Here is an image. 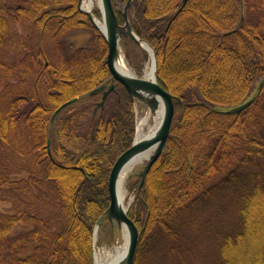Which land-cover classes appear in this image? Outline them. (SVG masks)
<instances>
[{"label":"trees","instance_id":"1","mask_svg":"<svg viewBox=\"0 0 264 264\" xmlns=\"http://www.w3.org/2000/svg\"><path fill=\"white\" fill-rule=\"evenodd\" d=\"M8 5L0 13V45L9 18L23 17L55 44L37 68L48 73L44 99L35 94L22 109L24 93L15 94L0 107V149L12 148L15 161L26 153L13 137L31 146L25 169L1 162L0 198L13 209L0 212V264H94L93 233L110 204V172L134 142L133 100L117 83L94 113L101 94L89 92L111 76L108 45L79 0ZM181 5L133 0L129 9L134 31L155 49L159 83L175 96L167 146L129 210L141 230L133 264H149V255L159 264L177 260L186 220L220 200L230 201L236 218L213 231L215 264H264V0H188L173 19ZM94 13L101 17L98 8ZM76 29L85 33L77 47L69 42ZM130 42L126 37L127 54ZM79 95L52 122L54 111ZM253 95L241 113L221 110ZM140 180L129 188L137 190Z\"/></svg>","mask_w":264,"mask_h":264},{"label":"rangeland","instance_id":"2","mask_svg":"<svg viewBox=\"0 0 264 264\" xmlns=\"http://www.w3.org/2000/svg\"><path fill=\"white\" fill-rule=\"evenodd\" d=\"M23 0H0V13L6 11V6L18 5ZM182 6V5H181ZM180 6V7H181ZM99 4L96 3L94 8H98ZM118 9L122 10L124 7V1L119 0L117 2ZM184 8V7H183ZM179 10V9H178ZM177 10V11H178ZM98 18V17H97ZM20 19V18H19ZM24 19V20H23ZM102 20V18H98ZM9 25L6 29V34L0 45V63L6 66L0 68V107L5 109L10 105L15 94L21 95L24 93L25 102L20 108L25 109L27 103L35 102L33 95L38 94L43 99L47 92V71H40L37 68L44 64V57L47 56V50L53 51L54 40L52 37H41L39 33V26L34 24L31 20L22 19L13 21L9 18ZM82 30L76 29L72 36L69 38V42H73L74 46H80L84 40L81 38L84 36ZM129 54L125 51L124 47L121 49V55L128 62L131 68L136 74L143 76L147 63L150 61V55H146L143 52V47L139 44L130 42ZM32 59L33 62H37L38 66L34 69H30L26 60ZM24 62V63H23ZM40 65V66H39ZM9 68V70H8ZM140 70V73L137 72ZM12 70L13 72H10ZM8 71V72H7ZM40 76V77H39ZM47 82H49L47 80ZM39 88V91L36 90ZM137 120L143 116L146 111H149V107L145 104L138 102L136 105ZM29 138V137H28ZM16 147L24 146V152L26 153L20 159L15 158V161L11 160L13 157V149L10 147H4L0 149V169L9 166L10 170L18 172L19 167L25 169V165L31 160L30 145L20 144L19 135L12 138ZM2 146V144H1ZM17 149V148H16ZM16 154V153H15ZM17 157H20L18 154ZM11 157V158H10ZM1 162L6 165L1 166ZM144 163L135 167L131 172L133 176L139 172ZM20 175L26 176V171H23ZM27 177V176H26ZM136 178V177H133ZM130 175L126 182V190L128 200L134 199V190L128 189V183ZM33 188V186L31 185ZM13 204L11 202L2 201L0 198V212H12ZM236 218V213L233 205L230 201L220 200L215 201L213 204L204 211L198 210L195 214L189 216L185 223V238H184V252L182 255H178L177 260L166 258L161 264H215L217 261V255L215 254V241L213 240V231L220 229L228 224L232 219ZM24 228H17V233L22 232ZM112 227L109 222L105 224L103 232H100L96 251L100 250H114L117 246L123 245L125 233L123 227L115 226L112 232ZM102 233V234H101ZM95 250H93V253ZM159 256L156 258L149 255V264H159ZM148 260V261H149ZM178 263H175L176 261Z\"/></svg>","mask_w":264,"mask_h":264},{"label":"water","instance_id":"3","mask_svg":"<svg viewBox=\"0 0 264 264\" xmlns=\"http://www.w3.org/2000/svg\"><path fill=\"white\" fill-rule=\"evenodd\" d=\"M82 1L83 0H79L80 10L88 14L89 18L94 22V24L105 36V40L108 45L107 64L111 72V77L105 83L97 86L89 92L90 95H96L102 92L101 100L98 101L97 106L95 107V112L98 110L99 107H104L108 95L116 89L117 82L122 84L127 89L132 99H137L142 103L146 104L153 112L158 109L161 102L164 105V116L155 134L143 138L141 140H135L133 145L125 152H123L117 158L115 164L113 165L109 176L110 205L107 210L103 213V215L98 219L95 227L96 233L97 229L104 222L105 219H108L113 226H125L129 236L128 250L124 260L116 264H133L138 244L141 238V230L139 229L135 221L128 215V209L125 208L119 201L118 181L121 172L129 161H131L140 153H143L144 151L156 145L154 152L144 163L142 169L136 173L137 176L141 177V181L138 186V191L141 190L151 166L159 158V156L162 154V152L167 146V141L171 132V127L175 116V96L171 92L166 90L164 87H162L157 79L156 72L158 61L153 46L147 40L140 38L133 29L129 16V8L133 0H128L124 6L123 23L119 21V17L117 14V10L113 4V0H101L102 6L100 7V9L102 12V17L105 21V30H102L101 27L98 25L97 20L95 19L91 11H87L82 8ZM187 1L188 0H182V6L176 12L173 18H175L181 12ZM125 36L130 37L139 45H141V41H144L151 47L155 60V79H147L145 77L139 76H130L124 74L117 68L116 63L121 56V48L123 47V40ZM144 49H146L150 54L149 49ZM261 86L262 82L260 84V87ZM82 97L83 96H76L59 106L54 112L52 120H55V118L63 109L79 101L80 99H82ZM254 98L255 97L253 95L245 102L221 110L227 114L240 113L251 105ZM82 170H84V168H82ZM130 177L132 178L133 174H131Z\"/></svg>","mask_w":264,"mask_h":264},{"label":"bare ground","instance_id":"4","mask_svg":"<svg viewBox=\"0 0 264 264\" xmlns=\"http://www.w3.org/2000/svg\"><path fill=\"white\" fill-rule=\"evenodd\" d=\"M98 3L99 6H102L101 0H83L82 8L87 11H92L94 9V5ZM97 22L102 30H105V21L97 19ZM141 46L150 50V61L147 63L144 77L147 79H155V60L151 47L144 41H141ZM117 68L123 72L124 74L130 76H136L135 71L131 68L128 62L121 55L117 60ZM164 116V105L161 102L158 109L156 111H146V113L139 117L138 119V127H137V139L141 140L148 136L155 134L156 130L159 128L161 121ZM155 146L150 149L140 153L136 157H134L131 161L127 163L124 167L118 181V196L120 203L125 206L126 201L128 200L127 190H126V182L131 174V172L135 169L136 166L145 163L151 154L155 150ZM132 201V199H131ZM125 233V240L123 245L117 246L114 250H100L95 252V264H116L118 262H122L126 256L128 250L129 236L128 231L125 226H123Z\"/></svg>","mask_w":264,"mask_h":264}]
</instances>
